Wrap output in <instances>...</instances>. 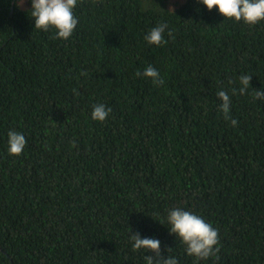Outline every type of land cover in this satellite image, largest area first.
I'll return each mask as SVG.
<instances>
[{"label":"trees","instance_id":"trees-1","mask_svg":"<svg viewBox=\"0 0 264 264\" xmlns=\"http://www.w3.org/2000/svg\"><path fill=\"white\" fill-rule=\"evenodd\" d=\"M30 7L0 0V264H145L135 232L180 264H264V22L197 0H78L63 40ZM161 22L166 42L149 45ZM148 65L162 85L137 75ZM10 130L27 139L19 156ZM171 207L218 229L215 257L186 254L158 221Z\"/></svg>","mask_w":264,"mask_h":264},{"label":"clouds","instance_id":"clouds-1","mask_svg":"<svg viewBox=\"0 0 264 264\" xmlns=\"http://www.w3.org/2000/svg\"><path fill=\"white\" fill-rule=\"evenodd\" d=\"M26 0H17L18 6L22 7ZM31 7L28 15L34 21V28L45 32L54 31L57 38L68 40L72 37L79 21L75 15L78 0H30ZM198 4L205 6L209 11L217 10L227 19L237 22L243 21L246 25H257L264 22V0H197ZM168 30V24L161 22L151 28L144 39L149 45L161 46L165 43L164 34ZM168 35L172 32L169 30ZM138 76L151 79L154 85H162L163 78L157 68L148 65L143 72H137ZM251 75L242 74L239 77L241 94L247 92L251 83ZM222 103L220 108L226 119L230 118L231 98L230 95L220 90L217 93ZM255 99L264 101V91H257ZM111 109L105 104L94 105L92 119L105 121ZM232 124L237 121L232 119ZM27 139L22 132L10 130L8 132L7 151L10 155L19 156L25 150ZM168 227L169 233L186 246L185 252L193 256L197 261H207L215 257L219 252V231L209 223L202 215L195 211L182 207L167 209L165 219L158 220ZM131 246L134 251L148 252L155 255H145V264H180L179 259L170 254L165 258L161 249V240L156 237L143 236L139 232L130 234Z\"/></svg>","mask_w":264,"mask_h":264},{"label":"rangeland","instance_id":"rangeland-1","mask_svg":"<svg viewBox=\"0 0 264 264\" xmlns=\"http://www.w3.org/2000/svg\"><path fill=\"white\" fill-rule=\"evenodd\" d=\"M182 1H184V0H172L173 3L174 2H182Z\"/></svg>","mask_w":264,"mask_h":264}]
</instances>
